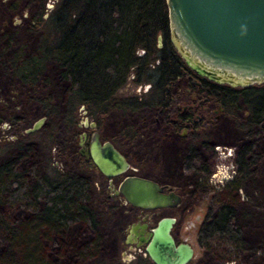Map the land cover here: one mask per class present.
I'll use <instances>...</instances> for the list:
<instances>
[{
  "label": "trees",
  "instance_id": "1",
  "mask_svg": "<svg viewBox=\"0 0 264 264\" xmlns=\"http://www.w3.org/2000/svg\"><path fill=\"white\" fill-rule=\"evenodd\" d=\"M45 1L38 0L40 9L32 20V27L41 31L37 56L25 59L18 51L7 63L9 71L28 86L38 83L47 61L53 60L59 65L70 91L61 112L51 95L36 98L44 115L60 116L75 131L82 116V105L86 116L96 125L115 110L167 111L173 101V88L184 79L188 103L169 117L168 124L172 130L180 131L185 127L186 118L196 120L189 126L185 168H194L195 146L205 145V133L197 122L202 120L207 104H214L219 113L247 134L256 130L264 132V82L234 87L211 81L191 69L171 42L166 0H57L47 17L44 16ZM158 35L162 37L161 47H158ZM129 80L135 86H150L140 95L120 96L119 90ZM119 134L123 147H130L140 132L135 126L126 125ZM18 146L21 148V144ZM250 154L248 146L237 152L236 176L231 182L250 176ZM202 169L210 174L208 168ZM90 188L87 178L50 164L35 169L28 178L18 169L17 158L1 163L0 205L20 204L29 210L24 222H9L0 215L3 242L12 250L17 248L20 256L19 259L13 254L2 256L4 262L52 264L41 255L40 240L60 234L77 221L85 222L94 233L93 241L77 254L81 256L97 247L99 221L90 206ZM102 199L104 207L110 205L104 192ZM241 235L235 208L229 203H220L214 211L208 210L196 241L201 247L215 238L236 244Z\"/></svg>",
  "mask_w": 264,
  "mask_h": 264
},
{
  "label": "rangeland",
  "instance_id": "2",
  "mask_svg": "<svg viewBox=\"0 0 264 264\" xmlns=\"http://www.w3.org/2000/svg\"><path fill=\"white\" fill-rule=\"evenodd\" d=\"M56 1H45V17ZM39 9L38 0H19L18 3L0 0V164L17 158L18 169L28 178L35 169L50 164L83 175L90 182V206L99 221L97 247L81 256L77 254L94 236L85 222L77 221L60 234L40 240L45 260L52 264H130L134 253L125 252L121 244L124 230L135 220L137 212L125 201L112 197L108 198L110 205L104 207L102 193L107 182L97 171H88L79 165L74 130L68 128L60 116L44 115L36 101L40 96L51 95L59 111H63L70 84L62 77L59 65L53 60L47 61L34 86L21 82L7 67L18 51L25 59L37 56L41 31L32 27V20ZM130 80L119 90L120 96L140 95L149 88L148 85L135 86ZM185 84L182 79L175 85L173 101L167 111L154 108L129 112L115 110L97 127L104 139L122 145L129 158L130 173L178 188L182 193L179 207L149 212V220L150 226H154L163 216L176 219L172 234L179 235L180 242L186 241L194 248V255L187 264H264V132L256 130L247 134L219 113L214 104H207L202 111L201 127L209 140L208 145L197 144L194 168H185L187 141L183 139L184 134L173 133L168 124L169 117L188 103ZM41 117L44 120L40 128L27 133L26 128ZM126 125L135 126L141 133L130 147H123L119 136L120 129ZM243 146L251 147L250 176L234 183L231 181L235 173L232 177L226 175L222 184H211L209 179L217 168L223 174L230 167L236 170V154ZM202 167L208 168L210 174L207 175ZM220 203H229L235 208L242 229L241 239L230 244L215 238L201 247L196 241L201 221L208 209L214 211ZM0 215L9 222H24L29 210L20 204L7 203L0 205ZM3 241L0 234V264H8L2 256L13 254L20 258L17 248L12 250ZM140 248L137 254L144 256V245Z\"/></svg>",
  "mask_w": 264,
  "mask_h": 264
},
{
  "label": "water",
  "instance_id": "3",
  "mask_svg": "<svg viewBox=\"0 0 264 264\" xmlns=\"http://www.w3.org/2000/svg\"><path fill=\"white\" fill-rule=\"evenodd\" d=\"M166 5L171 42L191 69L211 81L234 87L264 82V0H166ZM161 40L158 35V47ZM80 110L84 115L80 125L96 128L83 105ZM43 120L37 119L26 132L38 130ZM85 137V133L79 137V152L91 158L103 175L113 178L130 168L127 158L112 142H101L94 132L85 148ZM166 187L133 174L123 177L115 192L127 204L150 212L179 206L181 197L176 188L168 187L164 192ZM147 219L146 214L141 224H132L127 241L144 245L145 255L154 264H187L194 248L188 242L176 243L172 235L175 218L163 216L154 226H149Z\"/></svg>",
  "mask_w": 264,
  "mask_h": 264
},
{
  "label": "flooded vegetation",
  "instance_id": "4",
  "mask_svg": "<svg viewBox=\"0 0 264 264\" xmlns=\"http://www.w3.org/2000/svg\"><path fill=\"white\" fill-rule=\"evenodd\" d=\"M147 91V90H146ZM84 118V115L82 114L81 116V119L79 120L78 122V127L77 129L74 131L75 132V137H74V140L73 142L75 143V146H76V152H75V155L77 156V158L79 159V165L82 166V168L84 167L85 170H88V171H97L99 173V176L101 178H103V180H105L107 182V186H105L103 188V192L106 194V196L108 198H115V199H118L119 201H124L123 199V196L120 194V193H116L115 190H117L121 180L123 179V177H125L126 175H133L132 173H130L129 171L131 170V165H130V168L124 173V174H121V175H118L116 177H113V178H108L106 177L105 175H103L95 166L94 164L92 163L91 161V158H86L84 155L80 154L79 152V149H80V145H79V137L80 135H82L83 133L86 134V137H85V141H84V147L85 148H88L89 146V143L92 139V135L94 132H97L98 133V136H99V140L101 142H104V141H110L113 143V145L118 148L122 153L123 155L127 158V160L129 161V158L127 157V155L120 149L121 145H118V144H115L113 142V140L111 139H104L101 135V131L98 127L96 128H90V127H84L83 125H80L81 124V120ZM89 121H91L89 118H88ZM193 123H196V120H193V122L191 121V118H186V122H185V127H182L180 131H174L172 130L173 133H176L177 135L179 134H184L183 136V139H185L187 141V146L189 148V141H190V134H191V129H189V126ZM198 125H201V121L200 122H197ZM195 131H198V129H194ZM193 130V131H194ZM141 135V133H140ZM139 135V137H140ZM120 136V134H119ZM121 137V136H120ZM138 139V138H137ZM136 139V140H137ZM204 142H205V145H203V143H199V145H203V146H207L208 145V142L209 140L206 138L204 139ZM230 155V153H229ZM130 164V162H129ZM83 168V169H84ZM79 175V174H77ZM135 175V174H134ZM79 176H82V177H85L83 175H79ZM86 178V177H85ZM168 186V185H166ZM168 187H171V186H168ZM166 187L164 189V192H167V188ZM176 193H178L181 197V202L179 204V206L181 205L182 203V200H183V195L182 193L178 190V188L175 189ZM177 206V207H179ZM133 209H135V211L137 212L136 215L134 216L135 220L133 222H131L128 227L124 230V238H123V241H122V244H121V247L122 249L127 252V251H130V252H133L134 255H133V259H130L131 260V263L130 264H154L148 256L146 255H139L137 253L141 252L140 251V247L141 246H137V241H131V242H128L127 241V235L128 233L130 232V228L132 226V224H134L135 226L141 224L143 222V217L147 214L148 215V219H147V222L150 226V220H149V212H146V211H142L138 208H135L132 206ZM209 210V209H208ZM208 210L206 212V214L204 215V218L203 220L201 221V224L203 223V221L205 220L206 216H207V213H208ZM152 212V211H150ZM175 222H176V219H175ZM200 224V226H201ZM199 226V228H200ZM149 229V228H148ZM137 230H139V228H137ZM199 230V229H198ZM173 235V234H172ZM176 243H180L179 241V235H173ZM182 242H186V241H182Z\"/></svg>",
  "mask_w": 264,
  "mask_h": 264
},
{
  "label": "built area",
  "instance_id": "5",
  "mask_svg": "<svg viewBox=\"0 0 264 264\" xmlns=\"http://www.w3.org/2000/svg\"><path fill=\"white\" fill-rule=\"evenodd\" d=\"M236 173V170L233 167H230L229 171H226V174L221 172L220 168H217V172L213 173L209 179L211 184H222L225 180L226 175L232 177ZM230 174V175H229Z\"/></svg>",
  "mask_w": 264,
  "mask_h": 264
}]
</instances>
